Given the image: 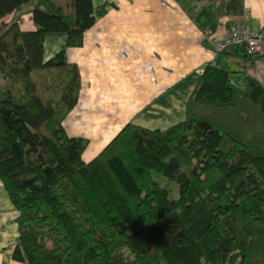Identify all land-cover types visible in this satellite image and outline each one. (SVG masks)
Returning a JSON list of instances; mask_svg holds the SVG:
<instances>
[{"label": "trees", "instance_id": "trees-1", "mask_svg": "<svg viewBox=\"0 0 264 264\" xmlns=\"http://www.w3.org/2000/svg\"><path fill=\"white\" fill-rule=\"evenodd\" d=\"M33 6L35 30L21 17ZM94 0H0V178L29 264H264V87L235 96L208 63L186 118L128 123L91 161L65 121L79 104ZM48 33L67 45L45 59ZM245 53V52H244ZM247 54V53H246ZM1 218V215H0Z\"/></svg>", "mask_w": 264, "mask_h": 264}, {"label": "crops", "instance_id": "crops-1", "mask_svg": "<svg viewBox=\"0 0 264 264\" xmlns=\"http://www.w3.org/2000/svg\"><path fill=\"white\" fill-rule=\"evenodd\" d=\"M94 5L104 6L105 13L82 46L66 50L68 60L81 67L83 89L64 125L70 136L89 140L86 161L128 123L166 129L184 120L208 63L229 71L237 97L249 93L253 83L264 87V57L255 59L239 47L219 54L203 32L214 19L219 20L214 38L226 37L239 22L263 30L264 0H94ZM15 16L24 29L25 23L28 30L37 28L32 5L7 20ZM67 40L65 33H48L45 59L65 48ZM0 215V264H29L10 255L19 236V213L1 178Z\"/></svg>", "mask_w": 264, "mask_h": 264}, {"label": "built area", "instance_id": "built-area-1", "mask_svg": "<svg viewBox=\"0 0 264 264\" xmlns=\"http://www.w3.org/2000/svg\"><path fill=\"white\" fill-rule=\"evenodd\" d=\"M219 26V20L214 19L210 27L206 28L210 33L209 37L212 40H216L215 46L218 53H224L232 47H239L244 51H250L254 55H264V33L252 32L250 27L245 23H238L231 26L229 34L224 38H214L211 35L216 31ZM249 41V44L244 47L245 41Z\"/></svg>", "mask_w": 264, "mask_h": 264}, {"label": "rangeland", "instance_id": "rangeland-1", "mask_svg": "<svg viewBox=\"0 0 264 264\" xmlns=\"http://www.w3.org/2000/svg\"><path fill=\"white\" fill-rule=\"evenodd\" d=\"M213 21V20H212ZM211 21V22H212ZM239 23H245V22H239ZM236 24H238V23H236ZM245 24H247V23H245ZM25 25V28H27V29H30V27H29V24L28 23H25L24 24ZM247 26H249L248 24H247ZM208 27H210V25L208 26ZM207 27V28H208ZM250 27V26H249ZM250 29H251V27H250ZM251 31L252 32H256V33H264V29L263 30H253V29H251ZM203 32H204V34H205V40H207L208 42H209V44L211 45V47L212 48H214V50L216 51V46H215V42H216V40H212V39H209V35H210V33H208L207 32V29L205 28V29H203ZM249 44V41H245L244 42V44H243V46L244 47H246L247 45ZM242 51L243 52H245V53H247L249 56H251V57H253V58H255V59H257V58H261V57H264V55H254L253 53H251L250 51H244L243 49H242ZM217 52V51H216ZM218 53V52H217ZM219 54H221V53H219ZM0 76L1 77H3V75L1 74V72H0ZM3 79H4V77H3ZM2 84H3V86H2ZM4 84H5V82H3L1 79H0V86H1V88H2V90L4 89Z\"/></svg>", "mask_w": 264, "mask_h": 264}, {"label": "bare ground", "instance_id": "bare-ground-1", "mask_svg": "<svg viewBox=\"0 0 264 264\" xmlns=\"http://www.w3.org/2000/svg\"><path fill=\"white\" fill-rule=\"evenodd\" d=\"M115 131H113L112 133L109 132V135L112 136V134H114Z\"/></svg>", "mask_w": 264, "mask_h": 264}]
</instances>
